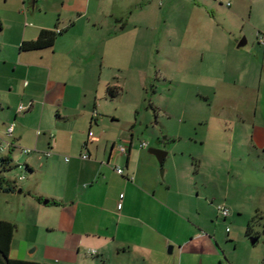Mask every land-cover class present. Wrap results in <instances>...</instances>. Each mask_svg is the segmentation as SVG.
Segmentation results:
<instances>
[{
  "label": "crops",
  "instance_id": "0c3cea01",
  "mask_svg": "<svg viewBox=\"0 0 264 264\" xmlns=\"http://www.w3.org/2000/svg\"><path fill=\"white\" fill-rule=\"evenodd\" d=\"M91 2L0 0V135L7 151L2 156L29 167L22 191L9 193L23 195L35 218L24 226L29 233L20 239L15 233L11 257L49 264H238L240 231L227 226L221 236L224 223L213 222L209 211L227 205L231 214L223 222L242 228L244 217L264 212V60L256 76V62L242 55L229 62L222 47L179 44L178 31H172L168 50L179 65L175 76L195 68L198 78L215 75L226 85L233 71L246 89L236 95H257L254 108L223 114L227 126L218 136L222 151L214 162L226 188L211 194L209 181L190 174L191 165L179 163L173 146L141 145L137 114L126 120L112 106L109 89L132 67L122 60L126 46L114 51L105 39L94 44L95 35L87 34L94 28L79 29L83 18H92L86 11ZM58 29L63 33L52 46L21 49L42 30ZM206 63L213 74L202 72ZM20 105L27 109L19 111ZM10 124L12 136L6 133ZM150 147L168 150L162 165Z\"/></svg>",
  "mask_w": 264,
  "mask_h": 264
},
{
  "label": "rangeland",
  "instance_id": "374dc122",
  "mask_svg": "<svg viewBox=\"0 0 264 264\" xmlns=\"http://www.w3.org/2000/svg\"><path fill=\"white\" fill-rule=\"evenodd\" d=\"M227 1L231 6L221 0H92L86 8L92 18H83L79 27L81 30L94 28L87 33L95 35L94 44L105 39L114 51L126 46L122 60L127 59V66L132 68L120 75V84L115 82V96L111 95V99L112 106L118 105L126 120L137 114L138 141L173 146L178 152L179 163L190 164V174L198 179L206 178L211 194L219 195L225 190L226 182H220L216 177L220 169L218 166L217 170L214 157L222 151L217 145L220 132L227 126L223 114L239 108H254L257 95L255 100L236 95L246 89L242 82H235L233 71L226 85L212 79L215 75L208 81L198 78L195 68L175 76L179 65L170 58L168 46L172 31L176 30L179 44L198 46L199 50L222 47L227 53L224 58L229 62L236 55L256 62L257 76L264 60V0ZM117 28L124 32L116 33L114 29ZM244 38L246 44L238 46ZM202 72L211 75L214 68L207 64ZM5 153L6 150H0V156ZM14 164L16 167L5 172V176L17 181L20 189L30 173L25 166ZM162 168L164 166L160 168L161 174ZM20 176L25 178L20 180ZM21 196L0 191V218L20 225V230L16 231L17 239L29 233L24 226L32 225L35 219ZM209 213L214 215L213 222L224 223L219 228L221 236L227 235V226L240 231L234 249L238 264H264V212L255 214L258 220L255 231L259 237L255 244L246 234L248 219L254 214L242 219L245 223L242 228L234 222H223L218 209L212 214L210 208ZM211 221L209 225L213 226ZM246 255L250 262L243 263L242 257Z\"/></svg>",
  "mask_w": 264,
  "mask_h": 264
},
{
  "label": "trees",
  "instance_id": "16d2710c",
  "mask_svg": "<svg viewBox=\"0 0 264 264\" xmlns=\"http://www.w3.org/2000/svg\"><path fill=\"white\" fill-rule=\"evenodd\" d=\"M3 28L4 24L0 16V32L3 30ZM62 33V31L58 32L56 30H42L38 39L23 42L21 49L36 50L52 46L55 43L58 35ZM109 92L112 96H115L113 88H110ZM14 167H16V165L10 156H0V191L15 192L19 190L17 181L9 180L5 176V172L12 170ZM26 169L28 172L30 171L28 166H26ZM257 221V217H253L246 228L247 237L251 238V240L258 237V234L255 231V223ZM16 231V223L10 220L0 219V264H49L38 261L12 258L10 252Z\"/></svg>",
  "mask_w": 264,
  "mask_h": 264
},
{
  "label": "built area",
  "instance_id": "2783aa9c",
  "mask_svg": "<svg viewBox=\"0 0 264 264\" xmlns=\"http://www.w3.org/2000/svg\"><path fill=\"white\" fill-rule=\"evenodd\" d=\"M222 2H225L228 6H231V2L230 1H227V0H221ZM227 1V2H226ZM58 32H60L61 30L60 29H58L57 30ZM27 108L24 106V105H20L19 106V111H25ZM13 131H14V124H10L8 127H7V130H6V133L9 135V136H12L13 135ZM94 135V132H90V136H93ZM2 137H1V135H0V150H4L5 148H6V143L4 144L3 142H1V139ZM142 146H148V143L147 142H142V144H141ZM119 148L121 149V151H123V152H127V148H126V146L125 145H120L119 146ZM23 151L25 152V153H30L31 151H32V149H30V148H23ZM47 154V156H51L52 155V152H47L46 153ZM82 157L83 158H85V159H87V158H89L90 156H89V154L88 153H84L83 155H82ZM67 160L69 159V158H66ZM119 173H123V169L122 168H120V167H117V169H116ZM25 177L24 176H20V180H23ZM217 209H218V211H219V213L222 215V216H224V217H228L230 214H231V209L227 206V205H225V204H218L217 205ZM230 229L228 228V231H229Z\"/></svg>",
  "mask_w": 264,
  "mask_h": 264
},
{
  "label": "water",
  "instance_id": "95a60500",
  "mask_svg": "<svg viewBox=\"0 0 264 264\" xmlns=\"http://www.w3.org/2000/svg\"><path fill=\"white\" fill-rule=\"evenodd\" d=\"M245 44H246V39L244 38V39H242V40L239 42L238 46H243V45H245ZM148 151H149L150 153L154 154V155L158 158L159 163H160L161 165L164 163V160H165V158H166V156H167V154H168V152H167L166 150H163V149H161V148H155V147H150V148L148 149ZM161 171L163 172V168L161 169ZM21 191H22V189H19V192H21ZM46 202H47V201H46ZM258 240H259V237H256V238L252 239L251 242H252L253 244H255ZM172 249H173V246H170L169 251H172Z\"/></svg>",
  "mask_w": 264,
  "mask_h": 264
}]
</instances>
